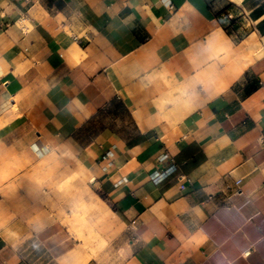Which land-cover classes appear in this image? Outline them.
I'll use <instances>...</instances> for the list:
<instances>
[{
    "label": "crops",
    "instance_id": "0c3cea01",
    "mask_svg": "<svg viewBox=\"0 0 264 264\" xmlns=\"http://www.w3.org/2000/svg\"><path fill=\"white\" fill-rule=\"evenodd\" d=\"M53 159L105 196L117 248L83 216L79 250L25 222L51 220ZM44 253L264 264V0H0V264Z\"/></svg>",
    "mask_w": 264,
    "mask_h": 264
},
{
    "label": "rangeland",
    "instance_id": "374dc122",
    "mask_svg": "<svg viewBox=\"0 0 264 264\" xmlns=\"http://www.w3.org/2000/svg\"><path fill=\"white\" fill-rule=\"evenodd\" d=\"M49 163L55 168L54 172L52 171L48 174L44 172L40 176L36 188L38 191L43 192L42 188L45 187L51 192L41 200L39 209L40 213H44L51 220L48 222L44 220H26L25 222H32V228L35 230L50 222L61 225L75 242V250H79L81 246L79 239L80 229L77 225L72 226L71 220L83 216L92 227L100 230L105 238L106 243L97 256L117 248L119 234L122 229L120 221L106 204L105 196L95 189L91 183L90 176L68 170L63 161L59 159H53ZM46 164H48L47 161ZM64 220H68V223H65ZM43 256L45 264H55V260H52L51 257L48 258L47 253H44ZM67 256L59 260L60 263H63Z\"/></svg>",
    "mask_w": 264,
    "mask_h": 264
},
{
    "label": "bare ground",
    "instance_id": "6f19581e",
    "mask_svg": "<svg viewBox=\"0 0 264 264\" xmlns=\"http://www.w3.org/2000/svg\"><path fill=\"white\" fill-rule=\"evenodd\" d=\"M66 223H68V220L66 221ZM71 224V222H70ZM73 226V224H72ZM84 238V237H82ZM87 241L89 242V244L91 245L92 248V254H94L96 252V250L99 248L100 245L103 244V239L102 237L98 234L95 233V231L93 229L89 230V235L86 237Z\"/></svg>",
    "mask_w": 264,
    "mask_h": 264
},
{
    "label": "built area",
    "instance_id": "2783aa9c",
    "mask_svg": "<svg viewBox=\"0 0 264 264\" xmlns=\"http://www.w3.org/2000/svg\"><path fill=\"white\" fill-rule=\"evenodd\" d=\"M170 170H171V169H167V170H165V171L162 172L160 175L155 176V179H162V178H164L166 175L169 174Z\"/></svg>",
    "mask_w": 264,
    "mask_h": 264
}]
</instances>
